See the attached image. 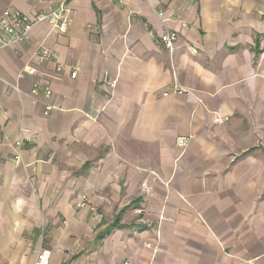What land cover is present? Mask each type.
Listing matches in <instances>:
<instances>
[{
    "label": "crops",
    "instance_id": "0c3cea01",
    "mask_svg": "<svg viewBox=\"0 0 264 264\" xmlns=\"http://www.w3.org/2000/svg\"><path fill=\"white\" fill-rule=\"evenodd\" d=\"M60 3L65 34L0 47V264H264V0H0V21Z\"/></svg>",
    "mask_w": 264,
    "mask_h": 264
},
{
    "label": "built area",
    "instance_id": "2783aa9c",
    "mask_svg": "<svg viewBox=\"0 0 264 264\" xmlns=\"http://www.w3.org/2000/svg\"><path fill=\"white\" fill-rule=\"evenodd\" d=\"M42 22L48 23L54 32L58 34H65L71 24V18L69 17L68 10L64 6V3H60L57 6L48 9H42L32 18H28L11 9L4 10L2 13V19L0 21V47H6L10 44H21L27 42L29 32L35 25ZM177 37L178 33L175 31L165 32L158 40V43L167 52L172 53L174 48L176 47ZM36 56L40 62L55 61L57 58L55 53L51 52L42 45H40V50L38 51V53H36ZM61 70L62 67L58 65L56 68V72H60ZM77 72V69H73L70 73V78L75 79L77 76ZM104 83L111 89H113L117 84L115 79L110 78H105ZM31 94L33 96L41 95L44 98H49L51 95V91L47 86L36 84L33 86ZM50 110L51 107L47 106L46 114ZM187 141V138H179L176 140V144L179 147H184L186 146ZM18 145H20L19 142ZM141 190L146 194L149 191V188L145 184H142ZM49 257L50 253L48 251H43L38 256L37 262L35 264H48ZM119 264H129V262L123 261Z\"/></svg>",
    "mask_w": 264,
    "mask_h": 264
}]
</instances>
